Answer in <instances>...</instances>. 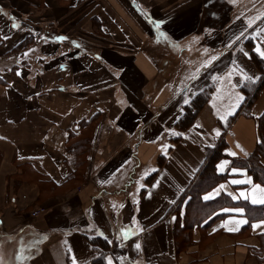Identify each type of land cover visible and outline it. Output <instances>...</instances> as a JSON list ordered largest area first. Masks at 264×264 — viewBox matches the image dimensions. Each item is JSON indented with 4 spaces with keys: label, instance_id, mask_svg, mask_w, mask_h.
Listing matches in <instances>:
<instances>
[{
    "label": "crops",
    "instance_id": "crops-1",
    "mask_svg": "<svg viewBox=\"0 0 264 264\" xmlns=\"http://www.w3.org/2000/svg\"><path fill=\"white\" fill-rule=\"evenodd\" d=\"M218 1L0 0V264H264V184L222 158L196 189L206 148L224 134L246 157L264 113V86L249 107L243 88L264 0H226L206 29Z\"/></svg>",
    "mask_w": 264,
    "mask_h": 264
},
{
    "label": "trees",
    "instance_id": "trees-1",
    "mask_svg": "<svg viewBox=\"0 0 264 264\" xmlns=\"http://www.w3.org/2000/svg\"><path fill=\"white\" fill-rule=\"evenodd\" d=\"M251 59L255 63V65L262 71V77L259 83H246L243 88L246 91V107H249L253 101L259 95L262 87L264 86V59L261 58L255 51H251ZM211 94V88L203 93L198 94L191 102L186 106L185 113L178 120V127L181 130L187 129L194 121L196 120V116L204 104L209 100ZM237 114L230 117L228 121V125L234 120ZM259 131H260V141L257 143L254 151L250 152L246 157L241 156H230L226 153V141L224 139V134H222L216 144L214 146H210L206 148L207 157L206 162L201 170L200 176L198 178V186L196 185V189L201 191L204 188H207L211 185L216 184L218 181L224 179L226 174H218L216 170V165L218 161L222 158L231 159V163L235 166L244 167L247 171L253 176V179L256 182L264 184V113L259 117ZM205 171L207 173H205ZM195 188V186H194ZM200 195V194H199ZM198 195V197H200ZM192 199H194V194H192ZM197 204V203H196ZM206 205H194L192 207L194 209L193 216L191 219H196L197 215H201L203 209L206 208ZM199 215V216H200ZM256 218V217H253Z\"/></svg>",
    "mask_w": 264,
    "mask_h": 264
},
{
    "label": "rangeland",
    "instance_id": "rangeland-1",
    "mask_svg": "<svg viewBox=\"0 0 264 264\" xmlns=\"http://www.w3.org/2000/svg\"><path fill=\"white\" fill-rule=\"evenodd\" d=\"M225 6H227V1L226 0H219L218 1V3H217V6L215 7V9H214V11L213 12H211L210 14L208 13V12H206V14L204 15V19H206L205 21H203V26H206V29H208V25H211V23H210V20L209 19H214V20H216V18H217V16H218V18H219V15H220V13L218 12V11H220V10H222V9H225L226 10V8H225ZM216 10H217V12L218 13H216ZM209 14V15H208ZM216 21H218V20H216ZM219 22V24H221V22L220 21H218ZM186 58H188V57H186ZM186 58L184 59V58H182V59H184V61L186 62ZM189 58H191V64L189 65V64H187V65H189V67H185V63L184 62H181L180 64L184 67V68H186L187 70H189V72H188V75L190 74V76H192V74H193V71L194 70H196V68H197V66L196 65H198V69H199V66H200V64H204V62H205V59L206 58H199L198 57V54H196V57H194V56H192V57H189ZM179 102H182V100H180ZM203 108V107H202ZM201 108V109H202ZM201 111V110H200ZM200 111L198 112V114L200 113ZM196 118H197V116H196ZM264 148V147H263ZM263 163H264V159H263ZM208 172V171H207ZM206 171H205V173H207ZM39 207H44V206H38V207H36V208H39ZM35 208V209H36ZM46 208V207H45ZM34 209V210H35ZM33 212V211H32Z\"/></svg>",
    "mask_w": 264,
    "mask_h": 264
},
{
    "label": "snow or ice",
    "instance_id": "snow-or-ice-1",
    "mask_svg": "<svg viewBox=\"0 0 264 264\" xmlns=\"http://www.w3.org/2000/svg\"><path fill=\"white\" fill-rule=\"evenodd\" d=\"M187 103V101H185ZM233 155H235V153H233ZM234 183H240L241 181H233ZM261 195L259 198H253L252 199V203H259V204H264V189H259ZM241 196H243L244 198H248V196L244 193H241ZM207 198H210V197H206ZM225 211H236V212H239V213H242L243 212V209H234V210H228V209H225ZM236 223L239 225V224H244V223H247L246 220H237ZM261 224H264V221H261ZM261 225H253V227H260ZM230 231L232 230H238L237 229H229ZM137 248H139V245H136ZM109 264H111V261L109 262Z\"/></svg>",
    "mask_w": 264,
    "mask_h": 264
},
{
    "label": "built area",
    "instance_id": "built-area-1",
    "mask_svg": "<svg viewBox=\"0 0 264 264\" xmlns=\"http://www.w3.org/2000/svg\"><path fill=\"white\" fill-rule=\"evenodd\" d=\"M45 212H46V208L45 207H39V208H36L35 210H33L32 214L34 216H39V215H41L42 213H45ZM85 264H94V263L92 261H88Z\"/></svg>",
    "mask_w": 264,
    "mask_h": 264
}]
</instances>
